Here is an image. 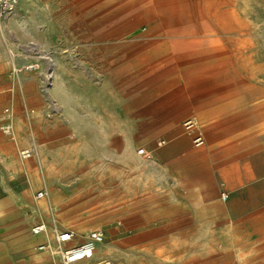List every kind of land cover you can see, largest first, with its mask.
Listing matches in <instances>:
<instances>
[{"label": "rangeland", "instance_id": "374dc122", "mask_svg": "<svg viewBox=\"0 0 264 264\" xmlns=\"http://www.w3.org/2000/svg\"><path fill=\"white\" fill-rule=\"evenodd\" d=\"M147 1L19 0L0 19V156L22 170L0 179L4 192L31 188V199L47 209L29 219H47L49 233L58 225L104 228L105 264H178L179 233L139 225L189 199L208 219L196 230V241L204 238L193 245L196 255L224 252L228 264H264V0H195L211 28L191 38L200 46L158 55L152 50L169 37L150 28L158 21H137ZM216 39L224 52L211 46ZM29 61L39 69L15 73V64ZM37 118L69 127L61 147H40ZM188 119L197 123L193 132ZM197 134L205 137L201 147ZM25 148L33 150L27 159ZM180 186L197 192L179 197ZM150 205L161 207L142 212Z\"/></svg>", "mask_w": 264, "mask_h": 264}, {"label": "crops", "instance_id": "0c3cea01", "mask_svg": "<svg viewBox=\"0 0 264 264\" xmlns=\"http://www.w3.org/2000/svg\"><path fill=\"white\" fill-rule=\"evenodd\" d=\"M3 54L4 41H0V56L2 57ZM1 57L0 61H2ZM34 84L35 86L38 85V83ZM4 85L5 83L0 82V86L2 88ZM37 90V95H35L36 103L34 104L39 110H41L44 108V105L41 103L42 100L40 99V90L38 88ZM2 94H4L3 89H0V95ZM21 96L22 101L20 107L24 110L29 97L26 94H22ZM4 121L5 117L0 111L1 150L6 147L4 133L2 132ZM35 123V130L37 132L36 139L38 144H40V147L46 149L52 146L61 147L63 145V133L68 132L69 129L67 125L52 121H44L43 118H37ZM223 158L224 157H222V159ZM46 159L47 157L45 156V160ZM192 169L198 170L197 167L192 166L189 170L191 174L194 172ZM11 170H17V172L18 170L22 171L20 163L18 161H10L5 157L4 153H1L0 179L4 178ZM119 186L121 185L119 184ZM4 188L3 184L0 183V264H56V262L60 264L59 260L53 257L48 251H42L37 248L39 244L45 242L47 239H43L42 236L35 237L31 232L32 226L39 222H46L48 226L51 227L52 223L44 217L37 218L33 222L30 221V216H28L29 213L37 211L45 213L41 204H36L31 199V188L12 195H7L4 192ZM178 189L179 191L175 194L179 197L183 195L184 197L191 196L193 193L197 192L195 186L185 187L184 189L180 186ZM173 202L174 203L170 204V207L164 208L165 210L163 211L165 214H161L159 211L158 213L160 214L156 215L157 219L148 221V223L143 225L140 224L139 228H146L149 231L159 228L163 230L172 228L175 230L174 234L179 233L182 238L180 243L182 244L179 247L178 252L173 256V258L177 260L178 264H180V261H183L184 264H196L199 260L207 261L206 264H228L227 262L229 260V256L224 252L218 254L217 256L208 258L196 255V252L194 251L195 247L193 245L196 244V242L199 243V241L203 242L204 239L198 238V241H196V230H198L199 226L203 225L205 221L208 222V219H201V217L197 215L198 209L189 199L183 200L180 198ZM160 207L161 206H158L157 208L150 205L148 207H144L142 212L156 213L157 209L159 210ZM222 216H224V214H222ZM220 223L221 226L227 225L226 214L225 219L223 218ZM59 226L62 227L61 225ZM200 234L201 232L198 233L199 237ZM103 244L99 246L96 253V258L100 260H103L107 250V248H103ZM183 244L186 246L182 247ZM182 255L184 256L183 259ZM103 262L105 261L103 260Z\"/></svg>", "mask_w": 264, "mask_h": 264}, {"label": "built area", "instance_id": "2783aa9c", "mask_svg": "<svg viewBox=\"0 0 264 264\" xmlns=\"http://www.w3.org/2000/svg\"><path fill=\"white\" fill-rule=\"evenodd\" d=\"M19 4V0H0V19H4L7 15L12 14ZM40 67L36 61H29L22 65L15 64V73L31 72L38 70ZM52 74L44 76L43 88H48L52 85ZM197 123L194 119H188L184 122L187 131L193 132ZM10 132V129L8 130ZM164 140H160L158 145L164 144ZM193 143L197 147L205 144V137L197 134L193 138ZM23 159L31 157L33 154L32 148H25L20 152ZM140 156H146L145 148L138 150ZM47 195L45 190H40L36 193L37 199H43ZM227 196L225 195V198ZM31 232L35 237L43 236L49 233V226L46 222H39L32 226ZM106 240V230L102 227L89 229L85 232H77L71 228H63L56 226L51 237H48L45 242L39 244L37 248L42 251H48L53 257L59 260L60 264H104L103 260L96 258V253L101 244Z\"/></svg>", "mask_w": 264, "mask_h": 264}, {"label": "bare ground", "instance_id": "6f19581e", "mask_svg": "<svg viewBox=\"0 0 264 264\" xmlns=\"http://www.w3.org/2000/svg\"><path fill=\"white\" fill-rule=\"evenodd\" d=\"M145 4L146 7L144 6V9L142 11L143 14L141 13V15H136L137 21L140 22L148 20L150 22H153L154 20H156L158 22H156L150 28L156 30V35H158L159 31L162 30L163 32H166V35L169 37L167 39H164L165 46L160 45L152 50V52L156 55L163 54V52H165V50H168L169 48L178 51H185L187 49L196 48L200 45H197L196 40L191 38L196 36V34L200 33L202 30L205 31L211 29L209 27L210 22H208L203 16L201 8H199V5L195 0H173L160 4L154 0H150L145 2ZM162 8H165L163 10L166 15L160 14ZM148 35L151 36V34ZM212 43V47H214L215 49L219 48L217 50L218 53L224 52L221 47L222 41L220 39H216L215 41H212ZM147 56L149 57V55ZM200 87L204 88L203 86ZM151 163H153L152 165L154 167L155 162L152 161ZM41 207L43 210L47 209V204L44 202L41 204ZM42 237L43 239H47L48 237H51V233H48L47 235L44 234Z\"/></svg>", "mask_w": 264, "mask_h": 264}]
</instances>
